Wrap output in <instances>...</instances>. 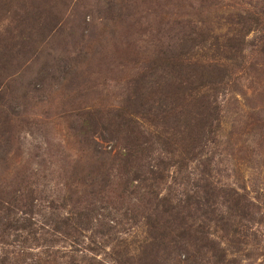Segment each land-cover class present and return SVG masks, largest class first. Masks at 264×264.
<instances>
[{
  "label": "rangeland",
  "instance_id": "374dc122",
  "mask_svg": "<svg viewBox=\"0 0 264 264\" xmlns=\"http://www.w3.org/2000/svg\"><path fill=\"white\" fill-rule=\"evenodd\" d=\"M0 264H264V0H0Z\"/></svg>",
  "mask_w": 264,
  "mask_h": 264
},
{
  "label": "trees",
  "instance_id": "16d2710c",
  "mask_svg": "<svg viewBox=\"0 0 264 264\" xmlns=\"http://www.w3.org/2000/svg\"><path fill=\"white\" fill-rule=\"evenodd\" d=\"M244 32V31H243ZM234 45H235V43H234ZM233 48L234 47H232V44H230V45H225V50H228V49H232L233 50Z\"/></svg>",
  "mask_w": 264,
  "mask_h": 264
}]
</instances>
